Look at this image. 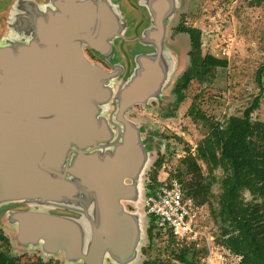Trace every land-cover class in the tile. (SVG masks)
<instances>
[{
    "label": "water",
    "instance_id": "water-1",
    "mask_svg": "<svg viewBox=\"0 0 264 264\" xmlns=\"http://www.w3.org/2000/svg\"><path fill=\"white\" fill-rule=\"evenodd\" d=\"M74 18L67 24L80 23ZM50 23L40 20L37 39L17 49L0 47V202L70 198L76 187L68 170L95 190L89 241L85 243L78 219L40 211L20 216V241L42 240L48 251L64 252L69 264H105L107 259L128 264L138 256L142 239L141 173L148 147L140 129L123 119L125 132L119 133L113 154L80 153L72 167L61 171L70 143L87 147L109 138L106 124L98 123L95 102L110 97L105 85L110 74L86 59L74 41L82 34L69 27L62 38L50 39L60 21ZM157 77L147 74L128 84L120 97V118L155 87Z\"/></svg>",
    "mask_w": 264,
    "mask_h": 264
},
{
    "label": "rangeland",
    "instance_id": "rangeland-1",
    "mask_svg": "<svg viewBox=\"0 0 264 264\" xmlns=\"http://www.w3.org/2000/svg\"><path fill=\"white\" fill-rule=\"evenodd\" d=\"M171 5L174 6L172 2ZM182 23L200 28L203 54L211 53L226 61V65L211 69L203 79H194L185 90V100L176 104L175 83L190 65L188 52L191 45L186 32H175L173 45L168 48L173 54L172 63L162 88L147 101L132 106L127 113L140 129L141 139L145 144H151L141 173V186L145 191L152 180L157 159L162 158L161 166L157 168L158 177L165 172L177 173L179 168L184 167L182 158L188 152L196 154L205 130L201 123L194 121L189 111L192 104L212 119L224 122L231 115H242L254 98L260 96V105L253 113V119L264 122V71L258 79L259 69L264 65V0H181L171 26ZM175 42L184 43L182 49L179 50ZM120 81V76L113 78L116 90ZM114 99L116 101L117 98ZM112 105V101L105 104L107 107ZM114 112L115 109H109L103 114L114 120ZM199 163L203 172L208 174L207 165L202 160ZM214 173L218 180L213 184V193L217 195L221 191L220 179L224 172L218 168ZM244 196L247 200L251 199L248 191ZM69 204L66 215L78 218L77 202L72 199ZM128 208L132 210L131 205ZM150 224H155V218L144 215L138 256L128 264H152L151 261H155L153 264H159L158 261L180 264L173 257V250L179 252L180 248L193 245L198 251L199 264H207L210 254L214 264H237L239 261V257L228 254L220 244L221 227L214 221L209 203L203 205L201 221L206 237H213L209 241L203 237L196 244L173 242L171 234L158 230L156 226L150 237ZM203 249H207V253ZM105 264L117 263L107 259Z\"/></svg>",
    "mask_w": 264,
    "mask_h": 264
},
{
    "label": "flooded vegetation",
    "instance_id": "flooded-vegetation-1",
    "mask_svg": "<svg viewBox=\"0 0 264 264\" xmlns=\"http://www.w3.org/2000/svg\"><path fill=\"white\" fill-rule=\"evenodd\" d=\"M180 2L181 0H0V47L8 45L17 49L21 44L37 39L40 20L47 24L59 20L60 24L54 27L57 29L55 32L51 31L50 39L59 38V35L62 38L64 31L72 27L78 35L82 34V37L74 41L79 44L86 59L91 65L110 74L105 78V85L111 90L110 97L103 103L95 102L98 123L106 124L109 138L105 141L94 140L95 145L87 147L70 143L61 171L65 172L72 167L80 153L98 156L103 152L109 155L114 153L120 144L119 133L123 136L122 133L125 132L123 119L131 121L127 113L135 104L122 112V118L118 111L122 92L133 79L147 74L159 78L155 87L146 92L140 103L160 91L172 63L173 54L168 48L170 44L173 45L177 35L175 32H186L189 35L187 31L180 29L181 25L186 26L184 23L171 26ZM73 15L82 24H67V21L75 19ZM91 16L92 20L85 28ZM113 21L115 24H112ZM110 23L112 25L109 27ZM70 42L72 43L71 40ZM55 44L64 46L59 41ZM175 44L179 50L184 46L180 42ZM107 65L111 67L108 68ZM116 76L121 79L117 90L113 86V78ZM114 98H117L116 101ZM110 101L112 107L105 106ZM109 109H115L114 120L103 114L104 110ZM146 146L149 148L151 144L147 143ZM66 174L76 187L75 194L70 198L57 202L43 201L41 198L0 202V264H69L64 252L48 251L42 240L21 242L19 218L36 211L66 215L72 199L79 208V217H72L81 224L85 243L89 241L97 210L95 190L68 170ZM67 199L71 200L66 201Z\"/></svg>",
    "mask_w": 264,
    "mask_h": 264
},
{
    "label": "trees",
    "instance_id": "trees-1",
    "mask_svg": "<svg viewBox=\"0 0 264 264\" xmlns=\"http://www.w3.org/2000/svg\"><path fill=\"white\" fill-rule=\"evenodd\" d=\"M180 29L189 33L191 49L190 65L175 83L176 104L185 100V90L194 79H203L211 69L226 65V61L211 53L203 54L200 28L181 25ZM263 71L264 65L259 69V80ZM259 105L260 96H256L242 115H231L221 122L192 104L189 111L194 121L202 124L205 134L196 154L188 152L182 158L184 167L176 173L187 194L202 208L205 203L210 204L212 217L221 227L220 244L228 254L239 257L237 264H264V122L253 119ZM199 160L207 165L208 174L203 172ZM161 163L162 158L157 159L146 192L156 182ZM218 168L223 169L224 175L220 179L221 191L215 195L213 184L218 178L214 170ZM246 191L251 195L250 200L244 196ZM154 228L155 224L148 227L150 237ZM170 238L173 242L177 240ZM193 246L180 248L179 252L173 250L172 255L180 264H199L198 251ZM202 251L207 253V249Z\"/></svg>",
    "mask_w": 264,
    "mask_h": 264
},
{
    "label": "built area",
    "instance_id": "built-area-1",
    "mask_svg": "<svg viewBox=\"0 0 264 264\" xmlns=\"http://www.w3.org/2000/svg\"><path fill=\"white\" fill-rule=\"evenodd\" d=\"M152 186L150 192H144L141 208L143 215L155 218L158 230L171 234L179 242L190 244L206 237L201 224L203 208L187 194L176 173L159 175ZM206 239L209 241L213 237L207 236ZM207 264H214L211 254L207 257Z\"/></svg>",
    "mask_w": 264,
    "mask_h": 264
}]
</instances>
